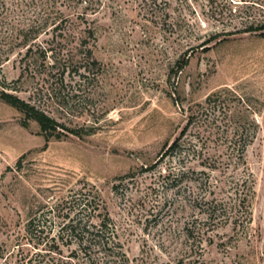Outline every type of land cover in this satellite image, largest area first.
<instances>
[{
	"label": "rangeland",
	"instance_id": "obj_1",
	"mask_svg": "<svg viewBox=\"0 0 264 264\" xmlns=\"http://www.w3.org/2000/svg\"><path fill=\"white\" fill-rule=\"evenodd\" d=\"M62 12L70 30H30ZM251 24L264 25V0H0V92L62 125L45 134L0 98V264L77 260L62 226L107 214L130 264H264V37ZM225 89L218 169L193 161L198 173L177 184L169 146L191 106ZM238 126L253 134L246 232L208 222L196 200L210 191L193 179L213 172L218 196L230 194L224 146ZM80 199L96 211L80 214ZM34 219L42 238L28 231Z\"/></svg>",
	"mask_w": 264,
	"mask_h": 264
},
{
	"label": "trees",
	"instance_id": "obj_2",
	"mask_svg": "<svg viewBox=\"0 0 264 264\" xmlns=\"http://www.w3.org/2000/svg\"><path fill=\"white\" fill-rule=\"evenodd\" d=\"M69 20L70 18L65 17L63 12L61 14H50L42 18L41 21L37 20L30 30H35L37 33L49 30L50 28L53 31L70 30L71 28L66 26ZM248 31H260V35L264 37V25L251 24L248 27ZM89 34L94 35L93 30H90ZM30 51L31 47L28 53ZM88 52L93 61L97 63L98 60L93 56V51L88 50ZM184 64L181 66L182 68ZM229 92L232 91L225 89L213 92L203 103L191 106L186 126L182 129L179 137L169 146L166 153L168 156L178 158L183 167L180 174L176 175L177 184L186 179L188 174L198 173L196 169L187 166L188 163H192L193 161H197L200 166H205L208 169L212 168V171L218 169V149L214 148L216 152L211 154L210 148H213V145L218 147V134L221 133L218 129V104L225 94ZM0 98L35 120L45 134H54L58 130V127L62 126L53 117L15 94L1 91ZM248 121L251 124L257 125L254 118ZM73 133L77 134L78 132L73 131ZM252 138V131L243 126H238V129L232 132L230 138H225L230 143L224 146L225 151L229 152L230 159V164L227 168L233 167L236 170V175L233 176L229 192L226 191L227 188L223 187L221 191L222 193L230 194L218 196V184H216L218 180L214 181L215 176L213 172L209 174L206 170H203L200 173L202 176L205 174L207 178H203L202 176L193 178L201 187H205V192L210 191L209 196L205 194L201 199L199 197L196 200L201 203L208 222L219 221L221 224L228 223L233 225L234 229H242L245 232L252 224L254 182L251 178L253 175L247 169L246 160L247 149ZM21 161L19 162L20 164ZM80 200V214L90 210L91 206L94 205L93 201ZM94 200L96 201V197H94ZM82 201H85V203ZM93 207L94 210H91V212L97 209V207ZM57 209L59 208L52 207L50 212ZM99 215L98 217H100ZM28 231L32 235L38 236L40 234V238L45 233V229L41 228L39 223H35V219L31 220L28 224ZM63 234H66L71 239H76L80 246V252L84 255L76 256L77 260L64 262L63 264H130L124 246L117 239L118 234L113 220L108 214L103 218L100 217L99 223L93 222V220L84 223L82 219H72L68 224L62 226L59 239L65 237ZM194 234L188 228V236L194 237Z\"/></svg>",
	"mask_w": 264,
	"mask_h": 264
}]
</instances>
